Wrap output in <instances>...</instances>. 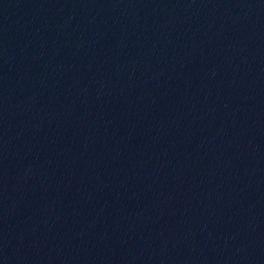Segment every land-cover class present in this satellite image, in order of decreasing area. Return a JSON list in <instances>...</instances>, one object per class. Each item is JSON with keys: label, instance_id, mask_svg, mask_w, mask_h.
Wrapping results in <instances>:
<instances>
[{"label": "water", "instance_id": "obj_1", "mask_svg": "<svg viewBox=\"0 0 264 264\" xmlns=\"http://www.w3.org/2000/svg\"><path fill=\"white\" fill-rule=\"evenodd\" d=\"M0 264H264V0H0Z\"/></svg>", "mask_w": 264, "mask_h": 264}]
</instances>
